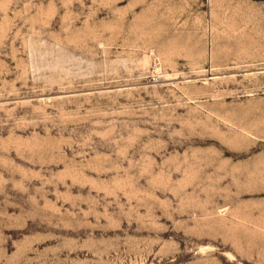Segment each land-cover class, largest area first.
I'll return each instance as SVG.
<instances>
[{
    "label": "rangeland",
    "instance_id": "rangeland-1",
    "mask_svg": "<svg viewBox=\"0 0 264 264\" xmlns=\"http://www.w3.org/2000/svg\"><path fill=\"white\" fill-rule=\"evenodd\" d=\"M263 208L264 0H0V264H264Z\"/></svg>",
    "mask_w": 264,
    "mask_h": 264
},
{
    "label": "crops",
    "instance_id": "crops-1",
    "mask_svg": "<svg viewBox=\"0 0 264 264\" xmlns=\"http://www.w3.org/2000/svg\"><path fill=\"white\" fill-rule=\"evenodd\" d=\"M259 213H261L260 214L261 218L259 220H256L253 215V220L251 223L253 229H259L263 232V234L259 235L258 237L264 238V208L261 211H259Z\"/></svg>",
    "mask_w": 264,
    "mask_h": 264
}]
</instances>
